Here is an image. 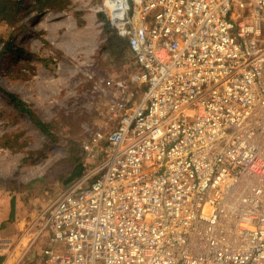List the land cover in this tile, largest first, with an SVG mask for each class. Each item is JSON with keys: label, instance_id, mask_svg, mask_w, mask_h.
<instances>
[{"label": "built area", "instance_id": "2783aa9c", "mask_svg": "<svg viewBox=\"0 0 264 264\" xmlns=\"http://www.w3.org/2000/svg\"><path fill=\"white\" fill-rule=\"evenodd\" d=\"M138 71L50 205L51 264H264V0H107ZM1 215V205H0Z\"/></svg>", "mask_w": 264, "mask_h": 264}, {"label": "rangeland", "instance_id": "374dc122", "mask_svg": "<svg viewBox=\"0 0 264 264\" xmlns=\"http://www.w3.org/2000/svg\"><path fill=\"white\" fill-rule=\"evenodd\" d=\"M20 1L11 17H0V201L9 209L13 200L10 218L19 231L8 241L12 257L25 264L45 261L50 205L88 172L73 176L74 158L86 160L80 146L99 125L114 124L105 113L111 85L100 80L129 78L139 68L128 45L106 28L107 0Z\"/></svg>", "mask_w": 264, "mask_h": 264}, {"label": "crops", "instance_id": "0c3cea01", "mask_svg": "<svg viewBox=\"0 0 264 264\" xmlns=\"http://www.w3.org/2000/svg\"><path fill=\"white\" fill-rule=\"evenodd\" d=\"M93 33H98V28H91ZM115 39V38H114ZM116 41V40H115ZM118 41V40H117ZM121 40H119L118 42H120ZM112 80L111 78H107V80H100L101 82L107 81V83H110ZM3 201V200H2ZM1 203V201H0ZM4 204V203H3ZM11 205V204H10ZM11 207V206H10ZM11 208H5V206L3 207L2 203H1V215H0V221L2 223H4V225H2L0 227V264H24V262L20 261V263L17 260V257H12L13 253L11 251V242L12 241H8L10 239H12L11 235H9V232H14L16 233L18 226L17 224H15L12 219L10 218V214L13 212H11ZM0 222V223H1ZM19 231V229H18ZM15 236V235H14ZM15 238V237H14ZM44 245H43V250L46 247H54L55 251H57L58 249L62 248L63 245L61 243H53L50 238L48 236H45L44 238ZM43 255H45V261L40 262L38 259H30L29 261H27L25 264H51L54 257L53 255H48L45 253H42ZM41 256V255H40Z\"/></svg>", "mask_w": 264, "mask_h": 264}, {"label": "trees", "instance_id": "16d2710c", "mask_svg": "<svg viewBox=\"0 0 264 264\" xmlns=\"http://www.w3.org/2000/svg\"><path fill=\"white\" fill-rule=\"evenodd\" d=\"M9 6H12V7H9ZM20 6H21V1L20 0H0V17H2V15L3 14H5L6 16H9V17H11L12 15H13V12H14V9L16 8V9H18V8H20ZM12 11V12H11ZM107 25V27L106 28H108V23L106 24ZM114 33V38L115 39H117V40H121L122 42H124L126 45H127V43H126V41L124 40V39H122V38H120L119 36H117L116 34H115V32H113ZM11 97H12V99H13V101H15V103L21 108V109H23V110H25L30 116H31V118L33 119V121L39 126V128L43 131V132H45V133H47L48 134V130H47V128H46V124L44 123V122H42L41 120H39L37 117H35V115L33 114V112H32V109L31 108H29V107H27V106H25L26 104L23 102V100H21L20 98H18L16 95H11ZM24 107V108H23ZM80 149H81V151H83L82 150V146H80ZM70 152H71V154L74 152V148H71L70 149ZM73 155H75L74 153H73ZM75 157V156H74ZM80 158L79 157H75L74 158V163H73V176L75 177V176H79L81 173H82V170H83V168H84V165H83V162H82V159H81V161L79 160ZM79 160V161H78ZM70 178H67V180H69ZM13 200H12V207H11V210L13 211ZM11 211V212H12Z\"/></svg>", "mask_w": 264, "mask_h": 264}]
</instances>
